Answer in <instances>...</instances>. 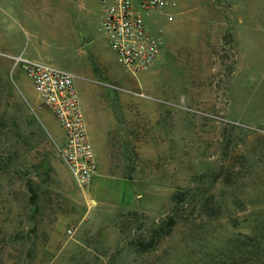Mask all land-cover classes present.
<instances>
[{"label":"rangeland","instance_id":"1","mask_svg":"<svg viewBox=\"0 0 264 264\" xmlns=\"http://www.w3.org/2000/svg\"><path fill=\"white\" fill-rule=\"evenodd\" d=\"M176 1L133 75L101 0H0V264H264V0ZM20 56L90 89L106 135L88 185Z\"/></svg>","mask_w":264,"mask_h":264},{"label":"built area","instance_id":"2","mask_svg":"<svg viewBox=\"0 0 264 264\" xmlns=\"http://www.w3.org/2000/svg\"><path fill=\"white\" fill-rule=\"evenodd\" d=\"M102 29L118 62L137 75L150 69L165 45L162 18L174 20L176 0H101ZM32 81L42 104L54 115L64 137L58 155L80 185H88L98 171L84 108L74 73L20 56L15 59Z\"/></svg>","mask_w":264,"mask_h":264},{"label":"crops","instance_id":"3","mask_svg":"<svg viewBox=\"0 0 264 264\" xmlns=\"http://www.w3.org/2000/svg\"><path fill=\"white\" fill-rule=\"evenodd\" d=\"M93 49H92V51H93ZM88 54H90V52H88ZM96 55H99V53H97ZM96 59H97L96 64H98L97 68L100 72V75H102L103 78H106L108 80H112L113 78L116 77L115 70L112 69L111 61L108 58L104 57L103 55H99L96 57ZM85 69L93 77L96 76V75H94V73H93L94 71L92 70V68L86 66ZM77 87H78V91L80 94V98L81 97L85 98L84 102L83 101H81V102H82V106L84 108L87 130H88L90 140H91V138L93 140V142L92 141L91 142L94 146V150H95L97 159L100 160L102 151L100 150V145L98 146V144L103 139V137L101 135L102 134L106 135V133H103V131L100 129L98 130L99 126L96 122L98 109H96L95 106L91 102L89 103V97L92 94L90 89L86 88L85 85L82 83H79L77 85ZM100 131H101V134H100ZM56 133L58 134V136L62 140L64 137L63 130H62V133H60L59 131L58 132L56 131Z\"/></svg>","mask_w":264,"mask_h":264},{"label":"trees","instance_id":"4","mask_svg":"<svg viewBox=\"0 0 264 264\" xmlns=\"http://www.w3.org/2000/svg\"><path fill=\"white\" fill-rule=\"evenodd\" d=\"M34 203H35V197L32 196V204H34Z\"/></svg>","mask_w":264,"mask_h":264}]
</instances>
